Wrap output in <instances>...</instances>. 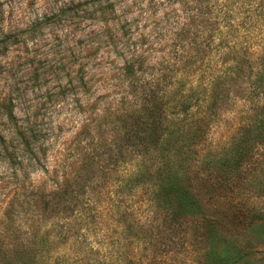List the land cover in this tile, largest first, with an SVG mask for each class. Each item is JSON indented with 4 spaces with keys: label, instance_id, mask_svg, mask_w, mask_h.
Listing matches in <instances>:
<instances>
[{
    "label": "rangeland",
    "instance_id": "obj_1",
    "mask_svg": "<svg viewBox=\"0 0 264 264\" xmlns=\"http://www.w3.org/2000/svg\"><path fill=\"white\" fill-rule=\"evenodd\" d=\"M72 1L82 3L74 19L84 23L63 28L51 18L54 0H0V264H121L124 252L138 264L150 255L149 245L118 243L115 211L129 205L114 196L102 168L115 161L122 134L153 129L150 98L158 105L175 88L172 79L218 65L200 26L221 5L216 0H114L119 14L104 27L92 18L97 6ZM243 110L232 101L201 155L228 146ZM91 158L96 171L84 192ZM198 191L202 211L221 209ZM254 203L264 212V198ZM220 239L255 259L264 253V237L251 229ZM174 242L160 260L197 261L184 234Z\"/></svg>",
    "mask_w": 264,
    "mask_h": 264
},
{
    "label": "trees",
    "instance_id": "obj_2",
    "mask_svg": "<svg viewBox=\"0 0 264 264\" xmlns=\"http://www.w3.org/2000/svg\"><path fill=\"white\" fill-rule=\"evenodd\" d=\"M87 1L90 9L99 8L92 18L103 27L119 14L114 0ZM216 1L221 5L200 26L209 30L205 49L217 52V67L205 70L200 65L179 81L172 79L169 84L175 88L158 105L150 98L147 117L153 129L122 134L115 161L110 169L102 168V178L110 177L108 183L114 184V196L129 205L115 211L118 243L124 249L149 245L145 250L150 255L138 258V264L167 263L159 258L168 251L160 250L175 245L176 233L184 234L185 244L197 256L194 264H264V253L255 259L220 239L236 227L264 237V212L254 203L264 198V0ZM79 5L54 0L51 18L63 28L80 26L84 22L74 19ZM232 101H242L245 107L237 133L228 146L201 155ZM95 165L91 158L83 166L87 179L82 189L92 180ZM199 188L210 200L222 202L218 212L201 210ZM124 253L117 260L132 264Z\"/></svg>",
    "mask_w": 264,
    "mask_h": 264
},
{
    "label": "clouds",
    "instance_id": "obj_3",
    "mask_svg": "<svg viewBox=\"0 0 264 264\" xmlns=\"http://www.w3.org/2000/svg\"><path fill=\"white\" fill-rule=\"evenodd\" d=\"M129 2H131V0H129ZM221 2H223V0H221ZM173 7L174 8H176V9H179L180 8V5L179 4H175V5H173ZM160 13H158V15H159ZM29 46H31V45H29ZM33 175H35V174H33ZM38 175H40V176H44V173L41 171L40 173H38ZM31 178V177H30Z\"/></svg>",
    "mask_w": 264,
    "mask_h": 264
}]
</instances>
